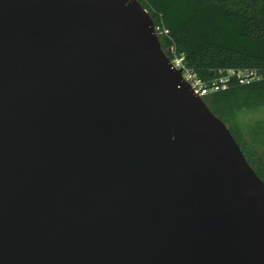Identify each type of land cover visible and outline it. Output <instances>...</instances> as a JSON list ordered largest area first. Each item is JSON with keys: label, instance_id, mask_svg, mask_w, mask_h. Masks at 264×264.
I'll use <instances>...</instances> for the list:
<instances>
[{"label": "water", "instance_id": "obj_1", "mask_svg": "<svg viewBox=\"0 0 264 264\" xmlns=\"http://www.w3.org/2000/svg\"><path fill=\"white\" fill-rule=\"evenodd\" d=\"M0 264H264V183L138 0H0Z\"/></svg>", "mask_w": 264, "mask_h": 264}, {"label": "trees", "instance_id": "obj_2", "mask_svg": "<svg viewBox=\"0 0 264 264\" xmlns=\"http://www.w3.org/2000/svg\"><path fill=\"white\" fill-rule=\"evenodd\" d=\"M154 24L169 30L162 50L173 47L184 65L204 83L228 70L253 71L258 79L227 87L203 98L224 122L246 161L264 183V122L245 124L241 114L264 108V0H139Z\"/></svg>", "mask_w": 264, "mask_h": 264}, {"label": "built area", "instance_id": "obj_3", "mask_svg": "<svg viewBox=\"0 0 264 264\" xmlns=\"http://www.w3.org/2000/svg\"><path fill=\"white\" fill-rule=\"evenodd\" d=\"M145 11L148 13L147 10ZM154 33L159 38V40L161 38L169 37V30L166 29L161 22L156 25L154 24ZM167 55L170 59L172 67L176 70L181 71L183 80L188 83V85L196 95L202 98L208 96L211 93L224 90L227 87L229 76L235 77L239 84H246L259 78L256 72L253 71L228 70L227 75H222L221 77L210 83H204L200 79H198V77L191 70L185 67L183 56L177 55L173 47H170L167 50Z\"/></svg>", "mask_w": 264, "mask_h": 264}, {"label": "rangeland", "instance_id": "obj_4", "mask_svg": "<svg viewBox=\"0 0 264 264\" xmlns=\"http://www.w3.org/2000/svg\"><path fill=\"white\" fill-rule=\"evenodd\" d=\"M241 121L245 124H250L253 121H262L264 122V108L259 110L256 113H245L240 115Z\"/></svg>", "mask_w": 264, "mask_h": 264}]
</instances>
